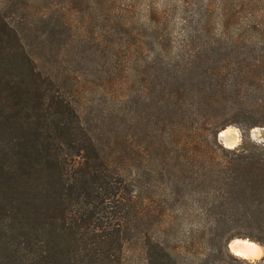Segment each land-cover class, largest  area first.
I'll return each mask as SVG.
<instances>
[{
	"label": "trees",
	"instance_id": "1",
	"mask_svg": "<svg viewBox=\"0 0 264 264\" xmlns=\"http://www.w3.org/2000/svg\"><path fill=\"white\" fill-rule=\"evenodd\" d=\"M77 1L0 10V264H125L130 239L140 264H264L228 251L264 246V142L250 138L264 128V19L235 36L226 16L207 19L173 39L159 17L133 34L109 9L125 39L106 54L112 42L74 45ZM81 46L72 62L115 59L86 118L75 99L92 84L63 67ZM229 126L234 148L218 140Z\"/></svg>",
	"mask_w": 264,
	"mask_h": 264
},
{
	"label": "rangeland",
	"instance_id": "2",
	"mask_svg": "<svg viewBox=\"0 0 264 264\" xmlns=\"http://www.w3.org/2000/svg\"><path fill=\"white\" fill-rule=\"evenodd\" d=\"M25 1H27L28 6L38 1L39 4L35 7H39L42 13L47 11V7L53 6L59 9L60 5L63 6L66 2V0ZM12 4V0H0V10L8 17H11L12 14L10 9ZM72 8L70 16L73 20L71 32L76 38L74 45L76 46L81 43L85 36H88L87 41H90L89 43H85L86 47L91 46L95 50H102L105 45L112 42L114 45L113 47L109 45L111 47H109V51L106 54L118 53L125 39V36L120 33L122 29H119L111 36L108 28L105 27L108 25V22L110 23L107 17L109 9L114 10L115 14H119L121 16L119 17L120 19L124 18L123 20L130 22L133 34L146 35L145 28L148 26L150 20L154 17H159V21L163 24L162 29L172 32L173 39H177L182 31L184 33L187 30H196L207 19H211L213 23H217L223 16H226L230 20V34L234 36L247 30L254 20L264 19V0H79L72 4ZM82 21L84 22L82 23ZM184 22H188L186 29L183 27ZM110 24L112 25V21ZM214 27L215 32H218L220 26L216 24ZM86 47L81 46L72 49V53L67 55L63 64L64 68L84 76V82L87 81L92 84H84L83 92L75 99L79 113L83 118H86L88 115L90 106H92L91 102L94 107L102 103L98 90L95 87L99 84L102 77L107 76L108 70L106 69L108 68V63L115 60L114 57L112 58L108 55L98 58L93 63L88 58L85 61L79 59L77 63L72 62L69 56L71 54L74 56L75 54L82 57L85 51H87ZM116 57L121 58V55ZM101 105L103 106V103ZM226 130L233 140L232 143L239 145L241 141L240 130L234 126H229ZM250 138L256 141L264 140V128L252 130ZM218 140L220 141L219 138ZM220 143L222 144L221 141ZM110 160L114 166L123 170L125 174H128L132 169L128 165L126 166V163L121 159L112 158ZM235 240H247L259 245L263 249V253L259 258L247 260L255 261L264 258V246L249 239ZM228 251L234 255L229 248ZM124 256L125 264L141 263V255L135 240L130 239L126 243Z\"/></svg>",
	"mask_w": 264,
	"mask_h": 264
},
{
	"label": "bare ground",
	"instance_id": "3",
	"mask_svg": "<svg viewBox=\"0 0 264 264\" xmlns=\"http://www.w3.org/2000/svg\"><path fill=\"white\" fill-rule=\"evenodd\" d=\"M226 134L227 130L221 132L220 136ZM235 247H239V250H236ZM229 248L235 255L246 259L259 258L263 253V249L259 245L251 243L247 240H234L230 242Z\"/></svg>",
	"mask_w": 264,
	"mask_h": 264
},
{
	"label": "water",
	"instance_id": "4",
	"mask_svg": "<svg viewBox=\"0 0 264 264\" xmlns=\"http://www.w3.org/2000/svg\"><path fill=\"white\" fill-rule=\"evenodd\" d=\"M224 130H226V129H224ZM224 130H222L221 132H223ZM221 132H219V134H218V138L220 139V141L222 142V144L224 145V147H227V148H234V147H236L237 145H235V143L233 144L232 142H233V140H232V138H231V136L229 135V134H226V135H223V136H220V133ZM262 142H264V140H262ZM232 241H234V240H232ZM231 241V242H232ZM230 244V243H229ZM229 244H228V248H229ZM236 248V250H239L238 248L239 247H235ZM229 250H230V248H229ZM231 251V250H230ZM235 255V254H234ZM235 256H237V257H241V256H238V255H235ZM242 259H246V258H243V257H241Z\"/></svg>",
	"mask_w": 264,
	"mask_h": 264
}]
</instances>
